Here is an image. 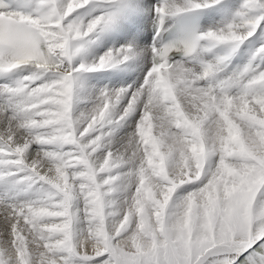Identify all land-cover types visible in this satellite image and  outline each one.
<instances>
[{"label":"snow or ice","instance_id":"snow-or-ice-1","mask_svg":"<svg viewBox=\"0 0 264 264\" xmlns=\"http://www.w3.org/2000/svg\"><path fill=\"white\" fill-rule=\"evenodd\" d=\"M0 264H264V0H0Z\"/></svg>","mask_w":264,"mask_h":264}]
</instances>
